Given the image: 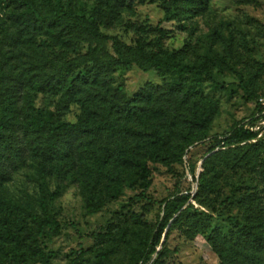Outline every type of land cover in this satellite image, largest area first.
Returning <instances> with one entry per match:
<instances>
[{
  "label": "rangeland",
  "instance_id": "374dc122",
  "mask_svg": "<svg viewBox=\"0 0 264 264\" xmlns=\"http://www.w3.org/2000/svg\"><path fill=\"white\" fill-rule=\"evenodd\" d=\"M53 1L80 13L91 14L109 9L108 0ZM110 2L112 8L116 0ZM171 3L174 14L168 21L165 8ZM24 11L19 0H0V38L4 28L10 32L19 31L22 27L19 17ZM157 27L167 31V37L163 39L165 49L181 51L186 63L208 59L217 64L213 67L214 80L204 82L193 91L188 103L199 115L212 117L208 136L189 148L183 163L170 162L162 152L150 144L145 145L146 149L140 154L146 157L150 188L144 196L142 180L136 170L122 163L117 164L109 180L120 189L121 195L112 199L110 191H100L102 187H98L97 193L103 197L105 205L93 215L87 212L85 195L94 183V158L82 150L71 158H57L48 165L49 188L63 187L61 196L50 206V214L59 223L58 235L52 240L46 237L38 239L41 250L53 255L52 264H101V254L108 255L110 264H133L138 238L150 235L159 228L162 216L159 203L177 193L189 196L188 204L212 216L211 228L198 233L193 240L186 239L178 230L173 231L164 248V251L167 249L166 258L160 264H220L209 241L212 231L224 234L233 228L229 219L240 218L238 200L248 193L246 187H258L264 205V177L259 168L255 169L250 164L236 169L223 167L215 192L202 198L205 206L193 200L203 172L202 158L214 146L212 153L227 150V147L221 148L222 143L218 144L222 136L236 123H250L257 115L259 99L264 96V0H205L199 8L189 0H126L111 26L100 25L99 30L128 45H141L146 50H154L157 38L154 30ZM89 50L105 59L114 55L111 40H88L73 32L59 34L53 29L43 35L35 32L30 39L20 37L18 46L11 49L10 54L13 62L19 63L20 72L33 74L38 68L31 66L32 59L35 64L44 58L57 63L84 60L89 57ZM260 66L263 73L258 78ZM91 67L92 64L83 66L69 81L73 78L80 80ZM112 79L113 89L122 87L129 100L143 89L164 86L171 81L170 76H163L155 70L144 72L137 66L117 68ZM31 82L27 85L29 109L35 112L43 110L52 122L76 123L86 116L85 95L68 97L65 95L67 88L56 94L40 92L34 85L30 86ZM240 84L247 86L248 91L259 99L248 98ZM138 125L135 124L142 128ZM253 128L256 130L257 124ZM162 130L166 133L167 127H162ZM263 134L259 132L256 140L248 144L256 143ZM135 143L129 142L131 145ZM35 146V141L31 139L26 146L24 161L16 163L7 175L9 177L0 181V226L18 224L32 230L33 234L36 233L37 221L33 220L25 206L33 205V213L40 214L35 203L38 192ZM189 168L194 170L195 177L191 176ZM155 260L154 256L150 264ZM28 264L41 263L30 261Z\"/></svg>",
  "mask_w": 264,
  "mask_h": 264
},
{
  "label": "trees",
  "instance_id": "16d2710c",
  "mask_svg": "<svg viewBox=\"0 0 264 264\" xmlns=\"http://www.w3.org/2000/svg\"><path fill=\"white\" fill-rule=\"evenodd\" d=\"M189 1L199 8L205 0ZM19 2L25 8L19 17L22 27L18 32L4 28L0 38V181L9 177L7 175L16 163L24 161L27 143L34 140L36 146L33 151L38 156L35 203L40 216L33 213V205L25 206L33 220L37 221L35 234L18 224L0 226V264H28L30 261L52 264L53 255L41 250L38 239L46 237L52 240L58 235L59 223L50 214V206L61 196L63 187L49 188L48 165L57 158H71L82 150L94 158V183L85 195L89 215L99 212L105 205V200L97 193L98 187H102L100 191H110L112 199L120 197V189L109 180L117 164L122 163L136 170L142 180L144 196L150 188L146 157L140 154L146 149L145 145L150 144L162 152L170 162L183 163L189 148L207 138L212 117L199 115L188 103L193 91L204 82L214 80L213 67L217 64L208 59L186 63L181 51L165 49L163 39L167 37V31L160 27L154 30L157 35L154 50H146L141 45H128L117 37L103 34L99 30L100 25L110 27L115 15L123 10L126 0H116L112 8L108 0L109 9L91 14L65 9L53 0ZM165 10L166 20L169 21L174 14L172 3ZM52 29L59 34L73 32L88 40H111L114 55L105 59L89 50V57L84 60L57 63L44 58L35 64L32 59L31 66L38 70L33 74L20 72L19 63L13 62L11 49L18 46L20 37L30 39L35 32L43 35ZM87 64H92V67L83 78L69 81L77 70ZM132 66L144 72L158 71L163 76H170L171 81L164 86L143 89L129 100L122 87L113 89L112 75L117 68ZM262 69L260 66L258 78L262 76ZM31 80L30 86L34 85L40 92L56 94L67 88L65 95L68 97L85 95L86 116L76 123L52 122L43 110L35 112L29 109L27 85ZM239 87L248 94V98H258L248 91L247 86L240 84ZM261 113L258 102L257 115L250 123L234 124L218 142L223 144L221 148L228 149L212 153L214 146L202 158L203 172L193 197L196 204L205 206L202 198L215 192L223 167L236 169L250 164L255 169L259 168L264 177V134L256 143L248 144L258 136L259 132L250 128L260 120ZM137 123L142 128L136 127ZM164 126L167 127L166 133L162 130ZM131 141L136 143L131 145ZM242 143L246 144L232 148ZM189 171L195 177L194 170L189 168ZM245 190L248 193L238 200L240 218L229 219L233 228L224 234L213 230L209 236L220 264H264V205L258 187H246ZM188 199L189 196L177 193L159 203L162 211L159 228L150 235L138 238L133 264H150L154 256L156 260L153 264H160L166 258L167 249L164 251V248L168 238L175 230L186 239L193 240L198 233L211 228L212 216L188 204ZM108 259L107 254L100 255L101 264H110Z\"/></svg>",
  "mask_w": 264,
  "mask_h": 264
},
{
  "label": "built area",
  "instance_id": "2783aa9c",
  "mask_svg": "<svg viewBox=\"0 0 264 264\" xmlns=\"http://www.w3.org/2000/svg\"><path fill=\"white\" fill-rule=\"evenodd\" d=\"M259 104L262 108V113L260 114L261 118L260 120L256 123L257 124V129L254 130L253 127H251V131L253 132H264V96L259 99Z\"/></svg>",
  "mask_w": 264,
  "mask_h": 264
}]
</instances>
